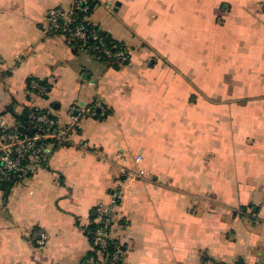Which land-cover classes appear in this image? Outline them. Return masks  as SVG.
Returning a JSON list of instances; mask_svg holds the SVG:
<instances>
[{
	"label": "crops",
	"instance_id": "1",
	"mask_svg": "<svg viewBox=\"0 0 264 264\" xmlns=\"http://www.w3.org/2000/svg\"><path fill=\"white\" fill-rule=\"evenodd\" d=\"M74 1L0 0V130L33 108L101 115L0 183V264H84L117 183L118 264H264V0H91L129 49L119 68L51 32Z\"/></svg>",
	"mask_w": 264,
	"mask_h": 264
},
{
	"label": "built area",
	"instance_id": "2",
	"mask_svg": "<svg viewBox=\"0 0 264 264\" xmlns=\"http://www.w3.org/2000/svg\"><path fill=\"white\" fill-rule=\"evenodd\" d=\"M90 2L75 0L70 8L56 7L49 10L46 21L51 32L62 36L69 46L84 49L106 63L127 65L130 61L128 47L104 36L102 31L89 21ZM78 14L83 17H78ZM29 90L39 95L46 93V88L36 81L29 83ZM99 108L98 105L91 108L71 107L69 112L71 123L68 127H60L50 113L33 108L29 113V128L32 132L4 129L0 135V181L11 182L13 185L27 181L41 166L44 147L73 146V136L79 131L81 121L89 116L96 117ZM137 161L141 162V157H138ZM140 175L143 176V173ZM118 185L117 183L111 191L110 202L95 209L96 220L100 226L94 233L93 247L98 248V252L104 257L103 251L109 244L114 243L117 249L104 257L110 264H118L121 259V250L118 249L119 245L114 242L112 235L113 219L121 198ZM40 236L36 244L43 247L46 244L45 237ZM84 264L99 263L90 257Z\"/></svg>",
	"mask_w": 264,
	"mask_h": 264
},
{
	"label": "trees",
	"instance_id": "3",
	"mask_svg": "<svg viewBox=\"0 0 264 264\" xmlns=\"http://www.w3.org/2000/svg\"><path fill=\"white\" fill-rule=\"evenodd\" d=\"M92 9H93V2L91 1L90 2V12H89V15H90ZM78 17H83V15L78 14ZM102 34L104 36H106V37H109V38L113 39L109 34L103 32V31H102ZM114 41L115 42H118L116 40H114ZM99 60L103 61L102 59H99ZM108 64H110V63H108ZM110 65L112 67H114V68H119L118 65H112V64H110ZM29 113H30V111L28 113H26L25 115H23L22 117L19 118V125H18V127L12 128V129H8L6 131L18 130V131H21V132H23V131L32 132L31 129L29 128V124H30ZM96 117L99 118V119L101 118V115H100L99 112H97ZM2 131L3 130H0V135L3 133ZM0 183L3 184V185H5V186L13 185L11 182H1L0 181ZM95 218H96V215H95ZM99 226H100V224L98 222H94L92 224V226H90V228L88 229V236H89V239H90L92 248H93V250H92V252H91V254L89 255L88 258L93 257L99 264H102V261L104 260V257H106L107 255H111L117 249V246L114 243L109 244L106 247V249L103 251L104 257H103V255H101V253L98 252V248L93 247V244H94V241H93V239H94V233L98 229ZM118 249L120 250V247ZM106 263L107 264H110V261H106ZM237 264H244V263L243 262H239Z\"/></svg>",
	"mask_w": 264,
	"mask_h": 264
}]
</instances>
